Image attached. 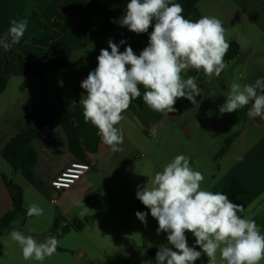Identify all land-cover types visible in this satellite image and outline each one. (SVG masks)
Segmentation results:
<instances>
[{
  "label": "crops",
  "instance_id": "crops-1",
  "mask_svg": "<svg viewBox=\"0 0 264 264\" xmlns=\"http://www.w3.org/2000/svg\"><path fill=\"white\" fill-rule=\"evenodd\" d=\"M54 1L0 0V37L7 33L12 19H27L28 29L25 34L39 37L42 30L35 21L31 20V14L32 12L44 14ZM228 2L231 4L226 8L229 15H234L235 12L247 14L262 24L263 0H228ZM241 54L240 48L235 60L240 59ZM224 60L225 63L230 64L234 59L227 60L224 57ZM242 68L244 70L236 75L237 80L234 81L241 85L250 84L247 82L249 67ZM224 75L223 70L219 77L213 76L211 79L205 77L202 81L200 72L190 70L185 78L195 76L198 86L202 89V94L195 98L196 104L186 98L178 99L174 106L176 111L169 114L151 110L143 103L142 97L132 102L131 105L135 112L132 121L144 128L154 129L163 140L164 138H167V141L174 139L175 134L170 130L171 125L174 126V123L178 121L183 122L177 134L176 144L164 148H144L146 155L139 151L140 148H137L131 135L121 127L124 134V143L121 145L123 151L113 153L101 142L98 152L87 156L91 171L71 189L58 195V203L55 205L56 213L43 212L41 224L33 229L34 231L30 228L24 229L25 234L32 232L33 237L42 242L47 238L46 234L58 213L68 221L77 218L84 223V230L72 231L66 235L65 237L74 236H70L72 237L70 240L58 246L61 251H57L43 261L44 264H156V259L151 261L149 252L162 243L165 244L164 246L173 247L166 240L167 233L157 234L158 222L151 216L148 208L144 211L133 210L129 213L130 199L116 192V188L128 186L122 180L123 178L127 180L129 172L134 174L132 170L134 160L139 159L136 153L143 154L148 162L161 171L163 167L157 163L160 159L158 155L169 151L187 154L192 167L196 166L198 170L203 162L211 163L212 168L217 169V174L206 190L225 193L230 201L243 205L244 212L240 214L242 218L254 219L261 233L264 234V120L249 118L247 116L248 106L232 113H220V107L226 101L231 84L221 81ZM33 86L37 88L36 92L39 94L44 92L43 88L37 84L34 83ZM143 91L141 86V92ZM219 91L224 94V97H220ZM68 103L79 105L76 101ZM63 105L55 104L51 98L46 96L21 98L18 107H14L9 112L6 110L5 117L0 118L2 121L0 123V148L22 132H32L30 133V144L27 147L34 150L36 157V164L32 170V182L23 176L21 170L16 173L22 177L24 185L14 182L24 189V204L27 199V186L36 189L38 194L37 196L34 194V197L38 204L44 203L45 197L52 199L55 193L50 185L51 180L70 163L79 161L71 153L66 134L58 120L63 111ZM208 110H212V113L203 127H199L194 123L195 121L191 120L199 117L198 111L204 113ZM16 122L19 127L14 129L12 125L15 126ZM189 136L199 137L200 143L197 148H193L191 138H189V145L182 143V137ZM228 138L232 139L228 151L215 160V156ZM42 139L46 144L41 143ZM2 161L9 165L0 154V165ZM1 172L9 177L3 170ZM130 195L135 201L136 193H130ZM12 204L6 183L0 177V219L11 210ZM82 211L84 215H81ZM136 212L147 213L146 224L137 218ZM125 215L130 218L124 219ZM186 236L188 245L201 251L195 244V237L191 233H186ZM62 239L64 240V237ZM7 244V249L20 252V246L17 243ZM59 253H66L71 258L59 256ZM18 260L19 255H17V262ZM195 264H209L206 254L202 252ZM217 264H222L219 255ZM261 264H264V261Z\"/></svg>",
  "mask_w": 264,
  "mask_h": 264
},
{
  "label": "clouds",
  "instance_id": "clouds-1",
  "mask_svg": "<svg viewBox=\"0 0 264 264\" xmlns=\"http://www.w3.org/2000/svg\"><path fill=\"white\" fill-rule=\"evenodd\" d=\"M183 11L174 0H128L119 24L138 35L152 27L148 45L137 55L131 46L120 51V46L109 40L110 51L100 50L96 68L81 82L86 90L80 100L84 122L97 129L102 143L113 153L123 151L124 134L118 125L134 100L142 97L143 103L157 113L175 112L178 99L196 104L195 98L202 94L195 76L185 78L190 70L211 79L219 77L227 66L224 57L230 43L223 22L208 15L193 21L186 19ZM27 29V19H12L7 33L0 37V48L10 51ZM249 105L247 116L264 120V78L243 85L233 81L220 113ZM204 179L188 156L178 154L154 174L151 187L143 186L136 192L158 222L157 234L167 233V241L175 249L161 246L156 264H195L202 252L209 264H217L218 255L222 264H261L264 234L255 220L242 218L243 205L230 201L227 194L202 188ZM43 212L35 203L27 209L29 217ZM135 215L146 224L147 213ZM186 233L195 237L201 251L188 245ZM8 237L20 246L25 261L39 264L53 256L60 244L55 235L41 242L17 229Z\"/></svg>",
  "mask_w": 264,
  "mask_h": 264
},
{
  "label": "trees",
  "instance_id": "trees-1",
  "mask_svg": "<svg viewBox=\"0 0 264 264\" xmlns=\"http://www.w3.org/2000/svg\"><path fill=\"white\" fill-rule=\"evenodd\" d=\"M204 0H174L183 7L186 19L198 20L203 15L198 9V4ZM128 0H55L44 14L32 12L31 20L41 28L39 37L25 34L18 45L10 51H0V97L7 90L9 82L17 77H32L45 83L46 76L52 69H65L74 53L87 48L95 43L102 35L113 32L119 20L126 11ZM140 36L144 44L135 43L133 51L139 53L148 45L149 34ZM230 48L225 56L227 60L235 59L239 54V44L230 41ZM201 80L205 79L200 72ZM251 106V105H250ZM250 106H248L250 108ZM133 109V106L130 105ZM83 108L80 105L66 103L58 120L64 130L68 146L76 159L89 162L87 156L98 152L101 138L97 129L83 119ZM30 131L22 132L12 138L3 148L1 156L9 163L15 172L22 171L23 176L32 182V170L36 164V157L30 144ZM232 139L226 140L222 149L215 156L221 158L229 149ZM0 177L6 183L12 199L11 210L0 219V238L8 237L12 224L17 218L27 221V210L24 207V189L4 175L0 170ZM147 208L136 198V205L132 210L144 211ZM84 223L80 219L66 220L60 213L48 230L46 237L55 235L58 240L72 231L81 232ZM162 244L155 246L150 252L151 261L156 259V253ZM57 251H61L59 248Z\"/></svg>",
  "mask_w": 264,
  "mask_h": 264
},
{
  "label": "rangeland",
  "instance_id": "rangeland-1",
  "mask_svg": "<svg viewBox=\"0 0 264 264\" xmlns=\"http://www.w3.org/2000/svg\"><path fill=\"white\" fill-rule=\"evenodd\" d=\"M99 1L108 2L109 0ZM229 5L231 4L228 0H204L198 4V9L204 16H216L219 18L223 22V26L226 29L228 42L236 40L240 44L242 53L240 59H234L230 64L226 63L227 66L224 69L225 75L221 81L232 83V80H237L236 75H238L241 70H244L242 67H249V75L247 73L249 80H247V82L253 84L257 78H264V14L262 16V24H260L257 22L256 18L247 14H239L235 12L234 15H229L226 12V8L229 7ZM151 31L152 27L149 28L148 34H150ZM109 40L117 43L120 46V51H124L127 46H132L135 43H145V40L140 36V34L138 35L133 33L129 31L128 28L121 27L120 24H118L113 32L100 36L92 45L75 52L65 69L50 70L46 76L45 83H41L39 79L27 76L11 79L7 90L0 97V118L2 119V116L5 117L6 110L9 112L12 111L14 107H18L21 102V98L46 96L51 98L55 104H66L71 101H76L82 107L80 100L82 96L86 95V90L81 88V82L87 78L90 71L96 68L98 63L97 57L100 50L108 49L110 51V48H108ZM121 40H124L125 44H120ZM33 82L43 88L44 92L42 94L36 92L37 88L33 86ZM219 93L220 97H224V94L221 91H219ZM210 113H212V110H208L204 113L198 111L199 117L191 120L195 121L194 123L199 125V127H203V124H206L207 121H209ZM134 114V110L129 107V109L123 114L124 120L121 122L119 127L131 135L137 145V148H140L139 151L141 153H145L147 155L144 148H164L166 146L176 144L177 134L180 131L183 122L178 121L174 123V126L171 125L170 130L173 134H175V138L167 141V138H164L163 140L161 136H158L157 131L154 129L144 128L133 122L132 119L134 118ZM15 116L17 117V115ZM1 122L2 121L0 120V123ZM12 127L16 129L19 127V124L16 122L15 126L12 125ZM192 127H194L193 124ZM189 138L193 141V148H197L200 143V139L197 136L182 137V143L186 146L189 145ZM41 143L46 144L43 139ZM178 154L179 153L174 151H169L163 155L159 154L158 157L160 159L157 160V163L160 167H163ZM184 155L187 156V154ZM134 161L135 164L133 165L134 167H132L134 174L129 172L128 174L130 175L129 177L127 175V180L124 178L122 180L124 183H127L128 186L116 188V192H120L124 194L126 198L130 199L131 206H128L129 208L127 207L129 209V213L131 208H134L136 205V200H132L130 193H136L138 190H141L143 186L151 187V179L154 177V174L161 171L152 163L148 162L145 156L139 157V159H135ZM202 164L200 170H198L196 166L194 167L195 169H193L203 173L205 179L201 187L207 189L209 184L213 181L214 176L217 174V169L212 168L211 163L203 162ZM0 169L3 170L14 182L19 183L20 185L23 183L22 177L18 175L7 163H5V161H2ZM34 194H36V196L38 194L36 189H31L27 186V199L24 204L26 210L30 204L35 203L39 205L44 212L47 211L56 213L55 205L51 204L49 199H46L45 197V202L38 204ZM127 218L130 217L125 215L124 219ZM41 221V216H28L26 222H24L22 218H17L12 224V229H17L23 233L24 229L27 228L34 231L33 229H36V227L41 224ZM25 235L34 236L32 232ZM70 236L64 237V240H59V246L66 242V240H70V238H72ZM7 243L12 244L15 242L10 240L9 237L0 238V264H39V262L36 261H25L22 257L21 249L20 252L15 249H7ZM162 245L164 246L165 244L162 243ZM59 254V256L71 258L66 253ZM17 255H19L18 262Z\"/></svg>",
  "mask_w": 264,
  "mask_h": 264
},
{
  "label": "built area",
  "instance_id": "built-area-1",
  "mask_svg": "<svg viewBox=\"0 0 264 264\" xmlns=\"http://www.w3.org/2000/svg\"><path fill=\"white\" fill-rule=\"evenodd\" d=\"M136 157H144V155L136 153ZM90 171L91 166L86 162L76 161L70 163L58 176L51 180L50 185L55 196L50 199V203L56 205L58 203V195L71 189Z\"/></svg>",
  "mask_w": 264,
  "mask_h": 264
}]
</instances>
